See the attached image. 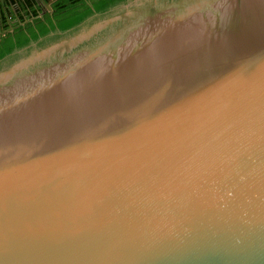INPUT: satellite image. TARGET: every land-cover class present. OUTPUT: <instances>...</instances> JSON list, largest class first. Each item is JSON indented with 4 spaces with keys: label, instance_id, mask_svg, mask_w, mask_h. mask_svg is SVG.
<instances>
[{
    "label": "water",
    "instance_id": "95a60500",
    "mask_svg": "<svg viewBox=\"0 0 264 264\" xmlns=\"http://www.w3.org/2000/svg\"><path fill=\"white\" fill-rule=\"evenodd\" d=\"M0 264H264V0H176L0 90Z\"/></svg>",
    "mask_w": 264,
    "mask_h": 264
},
{
    "label": "rangeland",
    "instance_id": "374dc122",
    "mask_svg": "<svg viewBox=\"0 0 264 264\" xmlns=\"http://www.w3.org/2000/svg\"><path fill=\"white\" fill-rule=\"evenodd\" d=\"M176 0H129L104 14L87 18L77 27L52 33L0 61V90L18 80L62 62L135 18Z\"/></svg>",
    "mask_w": 264,
    "mask_h": 264
},
{
    "label": "trees",
    "instance_id": "16d2710c",
    "mask_svg": "<svg viewBox=\"0 0 264 264\" xmlns=\"http://www.w3.org/2000/svg\"><path fill=\"white\" fill-rule=\"evenodd\" d=\"M129 0H57L51 4L52 13L44 18L39 17V9L29 0V5L36 16L38 25H27L28 32L19 34L16 38L10 34L0 43V61L12 56L14 52L28 46L31 42L56 32H65L77 27L87 18L96 14H104Z\"/></svg>",
    "mask_w": 264,
    "mask_h": 264
},
{
    "label": "flooded vegetation",
    "instance_id": "af4514ba",
    "mask_svg": "<svg viewBox=\"0 0 264 264\" xmlns=\"http://www.w3.org/2000/svg\"><path fill=\"white\" fill-rule=\"evenodd\" d=\"M39 9V17L44 18L47 13L53 12L46 7L50 0H30ZM57 0L51 2L54 3ZM29 0H0V43L10 34L16 38L23 32H28L27 25H38L36 16L29 5Z\"/></svg>",
    "mask_w": 264,
    "mask_h": 264
},
{
    "label": "crops",
    "instance_id": "0c3cea01",
    "mask_svg": "<svg viewBox=\"0 0 264 264\" xmlns=\"http://www.w3.org/2000/svg\"><path fill=\"white\" fill-rule=\"evenodd\" d=\"M46 7H47V5H46ZM48 8V7H47Z\"/></svg>",
    "mask_w": 264,
    "mask_h": 264
}]
</instances>
